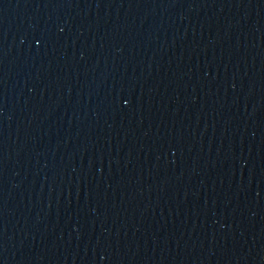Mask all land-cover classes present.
<instances>
[{"label": "water", "instance_id": "water-1", "mask_svg": "<svg viewBox=\"0 0 264 264\" xmlns=\"http://www.w3.org/2000/svg\"><path fill=\"white\" fill-rule=\"evenodd\" d=\"M0 264H264V0H0Z\"/></svg>", "mask_w": 264, "mask_h": 264}]
</instances>
